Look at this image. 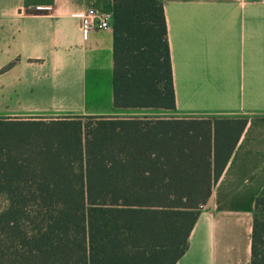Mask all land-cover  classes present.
Segmentation results:
<instances>
[{
  "label": "trees",
  "instance_id": "1",
  "mask_svg": "<svg viewBox=\"0 0 264 264\" xmlns=\"http://www.w3.org/2000/svg\"><path fill=\"white\" fill-rule=\"evenodd\" d=\"M111 34L113 109L173 110L161 0H112ZM82 116H0V264H174L245 119Z\"/></svg>",
  "mask_w": 264,
  "mask_h": 264
},
{
  "label": "crops",
  "instance_id": "2",
  "mask_svg": "<svg viewBox=\"0 0 264 264\" xmlns=\"http://www.w3.org/2000/svg\"><path fill=\"white\" fill-rule=\"evenodd\" d=\"M161 2L174 109L157 115L245 119L174 264H249L254 197L264 191V0ZM111 4L0 0V116L115 113ZM87 7L109 26L82 36ZM61 100L74 107L63 110Z\"/></svg>",
  "mask_w": 264,
  "mask_h": 264
},
{
  "label": "rangeland",
  "instance_id": "3",
  "mask_svg": "<svg viewBox=\"0 0 264 264\" xmlns=\"http://www.w3.org/2000/svg\"><path fill=\"white\" fill-rule=\"evenodd\" d=\"M47 101H45L46 103ZM58 103V102H56ZM60 105L62 106L63 110L70 109V107H74L73 102H70L68 100H61ZM49 113H44L39 116H8L11 118L17 117V118H29V119H40L42 121H48L49 119H55V118H61L64 116H76L79 114L75 113H68L63 111H47ZM158 112H161V110L153 109V108H119L115 110V113H111V115H118V116H124V115H132V114H147V115H155L159 114ZM96 115V114H95ZM236 117L241 116L239 114H203L201 117H195V118H214V117ZM91 115H85L82 116V120L91 119Z\"/></svg>",
  "mask_w": 264,
  "mask_h": 264
},
{
  "label": "built area",
  "instance_id": "4",
  "mask_svg": "<svg viewBox=\"0 0 264 264\" xmlns=\"http://www.w3.org/2000/svg\"><path fill=\"white\" fill-rule=\"evenodd\" d=\"M79 27L82 36L91 28H106L109 26L108 16L97 12L93 7H87L78 14ZM202 204L199 205V208Z\"/></svg>",
  "mask_w": 264,
  "mask_h": 264
}]
</instances>
